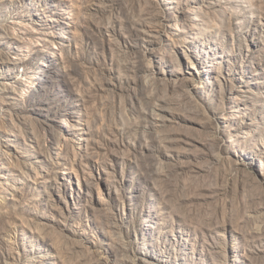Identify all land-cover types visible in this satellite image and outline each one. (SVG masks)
Wrapping results in <instances>:
<instances>
[{
	"label": "rangeland",
	"instance_id": "obj_1",
	"mask_svg": "<svg viewBox=\"0 0 264 264\" xmlns=\"http://www.w3.org/2000/svg\"><path fill=\"white\" fill-rule=\"evenodd\" d=\"M0 264H264V0H0Z\"/></svg>",
	"mask_w": 264,
	"mask_h": 264
}]
</instances>
